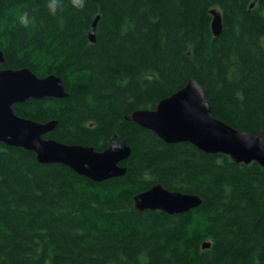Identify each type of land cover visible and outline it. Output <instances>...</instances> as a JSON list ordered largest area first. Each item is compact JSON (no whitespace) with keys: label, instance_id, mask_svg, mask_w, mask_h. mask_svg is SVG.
Listing matches in <instances>:
<instances>
[{"label":"trees","instance_id":"1","mask_svg":"<svg viewBox=\"0 0 264 264\" xmlns=\"http://www.w3.org/2000/svg\"><path fill=\"white\" fill-rule=\"evenodd\" d=\"M51 2L0 0V67L58 75L69 93L30 98L15 113L55 120L46 138L100 151L124 139L132 152L125 175L98 182L0 142V264H264V166L166 143L129 118L195 78L214 116L261 132L264 0H83L82 9L60 0L55 13ZM155 183L202 204L138 210L135 195Z\"/></svg>","mask_w":264,"mask_h":264},{"label":"water","instance_id":"2","mask_svg":"<svg viewBox=\"0 0 264 264\" xmlns=\"http://www.w3.org/2000/svg\"><path fill=\"white\" fill-rule=\"evenodd\" d=\"M215 36L223 29L220 9L211 10ZM93 21L89 32L96 41ZM5 57L0 49V66ZM69 93L63 79L55 74L38 76L30 68L4 69L0 67V142L34 151L42 163H61L94 181L123 176L127 172L122 163L132 152L124 139H111L104 150L82 144H66L45 135L52 132L57 122H39L17 115L13 106L30 98H64ZM129 118L155 132L166 143L191 142L210 153H224L236 162L256 161L264 166V129L258 134L234 128L212 113V105L202 85L190 78L187 84L170 96L161 99L155 108L134 110ZM138 210H162L170 214L190 211L202 204L196 194L170 190L161 183L135 195ZM204 242L203 247H210Z\"/></svg>","mask_w":264,"mask_h":264},{"label":"clouds","instance_id":"3","mask_svg":"<svg viewBox=\"0 0 264 264\" xmlns=\"http://www.w3.org/2000/svg\"><path fill=\"white\" fill-rule=\"evenodd\" d=\"M72 4L73 6L82 9L84 7V2L83 0H72ZM60 6V0H52V2L49 4V9L50 11H52L53 13H55L57 7ZM19 23L21 25H23L24 27H28L29 24L31 23L30 19H29V13L28 12H24L19 16Z\"/></svg>","mask_w":264,"mask_h":264}]
</instances>
